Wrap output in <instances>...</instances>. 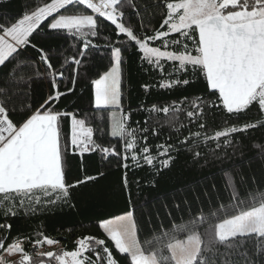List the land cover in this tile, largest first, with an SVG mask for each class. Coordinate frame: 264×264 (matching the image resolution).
I'll list each match as a JSON object with an SVG mask.
<instances>
[{
    "label": "snow or ice",
    "instance_id": "snow-or-ice-1",
    "mask_svg": "<svg viewBox=\"0 0 264 264\" xmlns=\"http://www.w3.org/2000/svg\"><path fill=\"white\" fill-rule=\"evenodd\" d=\"M129 9L138 26L130 23ZM154 9L159 10L158 27L145 23V13L151 9L144 3L142 10L136 0H32L14 22L0 23V212L5 218L21 211L35 214L50 205L75 208L77 196L105 177L113 161L125 170L118 183L131 204L130 167H148L154 176L171 167L176 146L159 144L153 154L143 134L158 131L148 117L145 127L136 129L128 124L130 113L111 111L110 135L116 143L105 146L93 139L85 119L59 107L62 98L74 93L85 58L100 47L94 40L103 22L112 26L115 37L103 45L109 49V67L90 80L97 112L123 113V56L131 48L141 67L147 65V70L160 74V88L187 87L193 82L189 76L206 82L204 94L195 100L184 97L162 109L140 106L146 113L166 115L171 107L173 115L166 123L176 131L186 126H176V114L181 112L189 125L204 130H190L179 140L194 162H199L202 146H210L207 155L212 159L226 158L229 151L235 154L242 148L246 134L264 130V0H155ZM37 37L71 41L75 54L65 56L58 70L48 50L34 43ZM29 48L38 59L25 56ZM29 61L34 67L26 71ZM162 61L172 71L166 73ZM69 66L66 78L63 69ZM37 84L48 88L39 99ZM142 87L147 92L151 86ZM217 111L228 126L209 134L207 121ZM66 122L70 131L62 144ZM255 147L264 151V143ZM93 154L103 165L95 174L85 164V157ZM69 156L81 165L82 175L73 179H68ZM11 228L10 223H0V264H264V191L242 198L233 189L227 204L207 210L201 206L187 221L181 217L179 225L173 220L165 227L161 222L143 240L134 208L101 218L99 235L76 238L72 250L41 251L61 241L43 232L9 239ZM26 242L33 251L24 247Z\"/></svg>",
    "mask_w": 264,
    "mask_h": 264
},
{
    "label": "trees",
    "instance_id": "trees-1",
    "mask_svg": "<svg viewBox=\"0 0 264 264\" xmlns=\"http://www.w3.org/2000/svg\"><path fill=\"white\" fill-rule=\"evenodd\" d=\"M30 2L32 0H5L4 3H0V23L14 22V18L22 12L24 5ZM136 2L140 3L142 10L144 3H148L151 10L145 13V23L151 21L154 27H158L159 10L154 9L155 0H136ZM127 17L133 26H138V19L131 9L128 10ZM103 24L105 26L102 27L100 35L94 40L100 44V47L91 50L89 56L85 58L80 67V75L77 76L74 93L62 98L59 107L61 110L76 112L78 118L85 119V127L93 129V139L108 146L110 143H116L110 135L111 111H117V113L119 111L112 109L105 113L97 112L92 106L94 98L90 84V80L98 78L97 74H103L110 64L109 49L103 45L113 40L115 33L112 31V26H107V22ZM34 43L48 50L51 62L58 70L65 56L70 57L75 54L71 41L66 43L63 39L45 40L37 37ZM158 45L159 42L154 46ZM25 56L38 59L36 51L31 48L26 50ZM162 63L165 65L166 73L172 71L169 63L164 61ZM33 67L29 61L25 70L31 71ZM147 67V65L141 67L133 49L129 48L124 53L121 80L122 114L130 113L128 124L132 128L145 127L146 117H148L149 125L155 126L158 131L157 135H153L151 130L143 134L147 135V143L151 146L153 154L156 153V146L159 144L166 143L176 146L172 151L174 159L171 167L164 169L156 176L153 175L154 170L148 167H130L128 178L132 195L131 204H129L126 194L121 193L118 183L125 170L116 167L113 161L105 177L101 178L94 187L85 189L77 196L74 201L75 208L50 205L35 214L25 215L21 211L17 216L7 218L0 212V223L7 222L12 225L9 239L18 234L30 236L35 232H43L61 241L60 246L54 251L72 250L75 247L76 238L84 235H99L97 225L101 218L123 214L126 209L134 208L135 219L139 226L138 235L143 240L161 222L165 227H168L173 220L179 225L181 217L187 221L201 206L207 210L221 202L227 204L229 193L233 189L238 190L242 198L249 192L264 191V151L255 147L256 144L264 143V130L257 129L246 134L242 148H238L235 154L229 151L226 158L212 159L207 155L210 146H202L199 149L202 153L201 158L199 162H194L191 155L179 144V140L187 136L190 130L193 132L204 130L199 129L196 124L189 125L186 113L181 112L176 114V126L179 127L181 123L186 126L176 131L168 127L166 123L173 115L171 107L166 115L163 111L146 113L140 110V106L156 105L158 109H162L166 105L172 106L173 102L183 101L184 97L195 100L197 96L204 94L206 82L202 77L196 79L189 76L187 78L193 82L187 87L163 89L158 86L161 79L160 74L147 70ZM85 69H87L86 72ZM63 70L65 77H69L71 66ZM165 78L169 77L165 75ZM144 84L151 86L147 92L142 87ZM63 88L62 84L61 89ZM47 91V85L37 84L35 98L39 99L41 94ZM186 103L185 101L180 106L183 107ZM161 124L164 126L161 127ZM207 125V130L211 134L218 127L228 126V122L224 115L217 111L214 118L209 117ZM69 131V123L66 122L62 128V144ZM85 164L88 171L93 174L97 168L103 167L99 162V156L95 154L86 156ZM67 167L68 179L82 175L78 158L67 157ZM230 179L233 183L229 182ZM137 181H139L138 184ZM176 205H179L178 209ZM169 212L171 216L168 215ZM183 235L179 234V238ZM24 247L30 252L33 251L27 242Z\"/></svg>",
    "mask_w": 264,
    "mask_h": 264
},
{
    "label": "rangeland",
    "instance_id": "rangeland-1",
    "mask_svg": "<svg viewBox=\"0 0 264 264\" xmlns=\"http://www.w3.org/2000/svg\"><path fill=\"white\" fill-rule=\"evenodd\" d=\"M119 111V110H118ZM120 114H122V113H120V112H118V115H120ZM110 119H111V117H110ZM112 123V122H111ZM56 248L54 247V246H51V247H49V246H47V247H43L42 249H41V251H54Z\"/></svg>",
    "mask_w": 264,
    "mask_h": 264
},
{
    "label": "crops",
    "instance_id": "crops-1",
    "mask_svg": "<svg viewBox=\"0 0 264 264\" xmlns=\"http://www.w3.org/2000/svg\"><path fill=\"white\" fill-rule=\"evenodd\" d=\"M55 248H58L60 246V244L57 245H53ZM44 247H47V245H45Z\"/></svg>",
    "mask_w": 264,
    "mask_h": 264
}]
</instances>
